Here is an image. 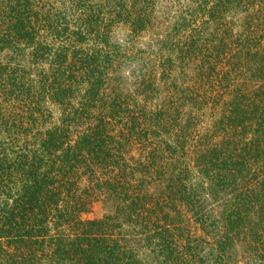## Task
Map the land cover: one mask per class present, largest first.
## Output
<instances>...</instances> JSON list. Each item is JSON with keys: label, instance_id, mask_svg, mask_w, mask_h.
Segmentation results:
<instances>
[{"label": "trees", "instance_id": "16d2710c", "mask_svg": "<svg viewBox=\"0 0 264 264\" xmlns=\"http://www.w3.org/2000/svg\"><path fill=\"white\" fill-rule=\"evenodd\" d=\"M0 264H264V0H0Z\"/></svg>", "mask_w": 264, "mask_h": 264}, {"label": "rangeland", "instance_id": "374dc122", "mask_svg": "<svg viewBox=\"0 0 264 264\" xmlns=\"http://www.w3.org/2000/svg\"><path fill=\"white\" fill-rule=\"evenodd\" d=\"M102 214H103V209H102L101 205L96 204L93 207L91 212L84 214L83 216L88 217V218H97V217H100Z\"/></svg>", "mask_w": 264, "mask_h": 264}]
</instances>
